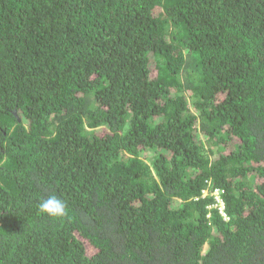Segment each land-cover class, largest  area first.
Listing matches in <instances>:
<instances>
[{"label":"trees","instance_id":"obj_1","mask_svg":"<svg viewBox=\"0 0 264 264\" xmlns=\"http://www.w3.org/2000/svg\"><path fill=\"white\" fill-rule=\"evenodd\" d=\"M0 264H264V0H0Z\"/></svg>","mask_w":264,"mask_h":264},{"label":"clouds","instance_id":"obj_2","mask_svg":"<svg viewBox=\"0 0 264 264\" xmlns=\"http://www.w3.org/2000/svg\"><path fill=\"white\" fill-rule=\"evenodd\" d=\"M39 211L52 218H62L67 214V206L62 199L56 195H51L41 200Z\"/></svg>","mask_w":264,"mask_h":264},{"label":"built area","instance_id":"obj_3","mask_svg":"<svg viewBox=\"0 0 264 264\" xmlns=\"http://www.w3.org/2000/svg\"><path fill=\"white\" fill-rule=\"evenodd\" d=\"M225 191L219 187H213L207 185L202 191V197L213 198V203L208 206L209 210H217L219 214L224 218L225 221L229 220V216L226 212V203L224 200Z\"/></svg>","mask_w":264,"mask_h":264},{"label":"rangeland","instance_id":"obj_4","mask_svg":"<svg viewBox=\"0 0 264 264\" xmlns=\"http://www.w3.org/2000/svg\"><path fill=\"white\" fill-rule=\"evenodd\" d=\"M206 249H207V247H206Z\"/></svg>","mask_w":264,"mask_h":264}]
</instances>
